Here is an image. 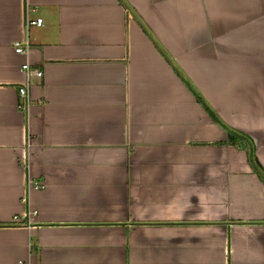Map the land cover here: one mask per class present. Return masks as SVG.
<instances>
[{
	"label": "crops",
	"instance_id": "crops-1",
	"mask_svg": "<svg viewBox=\"0 0 264 264\" xmlns=\"http://www.w3.org/2000/svg\"><path fill=\"white\" fill-rule=\"evenodd\" d=\"M184 79L264 169V0H0V264H264V182Z\"/></svg>",
	"mask_w": 264,
	"mask_h": 264
},
{
	"label": "trees",
	"instance_id": "trees-1",
	"mask_svg": "<svg viewBox=\"0 0 264 264\" xmlns=\"http://www.w3.org/2000/svg\"><path fill=\"white\" fill-rule=\"evenodd\" d=\"M176 70H177L178 74L181 75L180 71L178 69H176ZM184 81L188 85V87L191 89V91L193 92L195 98L203 105V107L206 109V111L209 113V115L212 117V119H214L217 123H219L220 125H222L226 129L227 134H228V139H230V140H234V139L239 140L245 145L246 152H247V155H248V159L250 160V163H251L252 167L254 168V170L256 171L258 176L264 182V169L261 167V165L259 164V162L257 161V159H256V157L254 155L252 141L249 139V137H247L243 133H240L239 131H237L235 129H232V128L228 127L226 124H224L218 118L216 113L210 108V106L204 101L202 96L189 83V81L187 79H184Z\"/></svg>",
	"mask_w": 264,
	"mask_h": 264
},
{
	"label": "built area",
	"instance_id": "built-area-1",
	"mask_svg": "<svg viewBox=\"0 0 264 264\" xmlns=\"http://www.w3.org/2000/svg\"><path fill=\"white\" fill-rule=\"evenodd\" d=\"M42 23V18L41 17H35V18H29L26 16V24H35V25H40ZM25 42V41H24ZM14 50L18 51V52H22L24 51L23 47H22V41H15L14 42ZM21 68L26 71V73L28 74H35L36 76H40L42 74V71L39 68H32L28 65V63H22ZM18 95L21 98L22 102L20 103V105L23 107L25 102H26V96H27V92H26V84L22 83L19 87H18ZM33 185L35 187L37 186H41L42 183L40 181H35L33 183ZM32 213H34V211H31ZM15 219V216H14Z\"/></svg>",
	"mask_w": 264,
	"mask_h": 264
}]
</instances>
